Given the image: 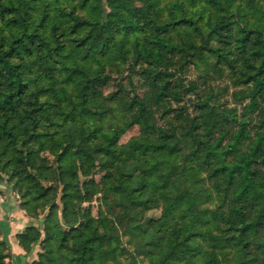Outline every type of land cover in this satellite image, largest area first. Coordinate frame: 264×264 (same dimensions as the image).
I'll return each mask as SVG.
<instances>
[{"label":"trees","instance_id":"obj_1","mask_svg":"<svg viewBox=\"0 0 264 264\" xmlns=\"http://www.w3.org/2000/svg\"><path fill=\"white\" fill-rule=\"evenodd\" d=\"M125 65L131 89L106 94ZM51 156L63 207L18 235L48 244L33 264H264V0H0V178L30 213Z\"/></svg>","mask_w":264,"mask_h":264},{"label":"rangeland","instance_id":"obj_2","mask_svg":"<svg viewBox=\"0 0 264 264\" xmlns=\"http://www.w3.org/2000/svg\"><path fill=\"white\" fill-rule=\"evenodd\" d=\"M133 71L131 67L125 65L122 68L121 74L120 71L112 73V79L109 81V84L103 87V90L106 94L117 90L119 88L118 84L123 82L126 85V90L131 89L129 86L128 76ZM199 73V68L196 65L189 66L186 70V74L191 78H195L196 74ZM233 80L228 78L227 75L219 76L216 79V87L217 88H228V92L224 95L223 99L231 104L237 105L241 111L243 102L241 99L236 98L233 94L242 89V87L235 86L232 82ZM135 83L139 86V92L143 93L144 89L141 84L143 81L140 80L139 76H135ZM209 84V83H208ZM254 116V114H253ZM109 122H119L123 121L122 115L117 114L114 118H107L106 119V126H108ZM163 121H161L162 123ZM141 134L140 127L137 125L132 126L129 128L125 133L122 134L120 137L119 143H126L132 137L139 136ZM47 165V177L43 179V184L49 188V195L46 198L47 207L45 211H41L40 209L34 210L33 212H29L23 206V197L17 193L13 188V182L10 181L6 176L0 178V241H4L9 247L8 253V261L11 264H18L23 260L22 257H18L19 255L15 254L13 251L14 244H21L19 243L18 235L20 233L25 232V230L30 226H36L45 232V218L46 215L49 213V207L52 203L56 202L60 205V209H62V196L64 194V185L59 180V173L56 167L55 159L53 156L50 157L49 161H45ZM109 172H96L92 176L87 178L82 177V181L84 183H90L91 181H95L98 185V192L93 196L92 201L89 203H85L84 206L91 207L92 214L94 216H98L100 212L107 213L109 211L108 204L104 201L105 197H108L107 194L102 190V181L109 176ZM76 201V200H75ZM160 209H156L155 211L149 210L147 211V215H160ZM61 214V212H59ZM122 242L125 247H127L130 251L133 250V246L130 245L128 238L123 235ZM48 246L46 242H37L32 249L35 248V256L33 255L31 260L28 258V253L25 248H22L26 251L24 257L29 264H33L35 260H38L39 253L44 251V249ZM31 249V250H32ZM137 264H152L151 261L144 256L137 255ZM24 259V260H25ZM25 261V263H27ZM123 261L125 264H132L131 257L125 255L123 257Z\"/></svg>","mask_w":264,"mask_h":264},{"label":"crops","instance_id":"obj_3","mask_svg":"<svg viewBox=\"0 0 264 264\" xmlns=\"http://www.w3.org/2000/svg\"><path fill=\"white\" fill-rule=\"evenodd\" d=\"M13 251L15 252V254L19 255L18 257H22L23 260L21 262H19L18 264H29L28 262L31 261H26L24 254L26 253V251L19 245V244H14L13 245ZM35 256V248L32 249L29 253H28V258L29 260H31L32 256ZM25 259V260H24ZM25 261L27 263H25ZM31 264V263H30Z\"/></svg>","mask_w":264,"mask_h":264}]
</instances>
